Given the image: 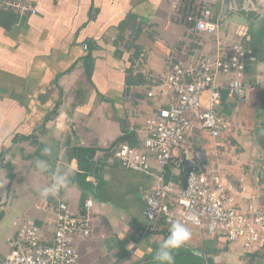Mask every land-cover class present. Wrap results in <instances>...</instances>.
I'll use <instances>...</instances> for the list:
<instances>
[{
  "label": "crops",
  "instance_id": "1",
  "mask_svg": "<svg viewBox=\"0 0 264 264\" xmlns=\"http://www.w3.org/2000/svg\"><path fill=\"white\" fill-rule=\"evenodd\" d=\"M204 2L225 41L252 50L244 77L253 82L264 71L259 2L221 21L223 0H0V261L14 221H32L50 240L57 202L81 211L92 198L91 233L74 241L79 263L157 264L155 252L168 233L147 228L143 198L155 181V156L148 154L151 172L143 173L112 153L123 142L145 149L147 120L174 98L160 86L167 65L214 56V38L187 20ZM217 109L236 131L214 139L195 122L176 154L197 146L207 164L217 157L238 203L252 199L263 207L264 86L249 91L248 103L223 92ZM37 159L48 161L47 173L35 168ZM60 172L69 186L42 199L39 189ZM167 180L180 183L170 170ZM190 230V241L174 252L177 262L239 264L242 257L264 264L263 252L246 254L222 235Z\"/></svg>",
  "mask_w": 264,
  "mask_h": 264
},
{
  "label": "built area",
  "instance_id": "2",
  "mask_svg": "<svg viewBox=\"0 0 264 264\" xmlns=\"http://www.w3.org/2000/svg\"><path fill=\"white\" fill-rule=\"evenodd\" d=\"M201 9L198 15L189 14L187 20L196 31L214 38V56L195 63L167 65L160 86L174 98L147 120L145 149L123 142L112 155L123 166L143 173L151 172L148 154L155 156V181L143 197L148 229L169 233L170 221L180 220L191 229L211 236L222 235L225 241L240 244L246 254L264 253V206H256L252 199L243 205L238 203L232 189L227 187L226 171L217 157L203 171L190 172L186 187L181 186L183 157L176 151L192 132L195 122L214 139L232 135L236 124L217 109L223 92L237 103H248L249 91L254 86H264V71L253 82L244 77L246 62L255 60L252 50L237 41H225L211 7L204 2ZM219 75L226 79L219 82ZM169 170L180 178L176 187L167 180ZM192 214L198 223L189 219ZM51 215L50 240L32 221H14L10 250L0 264H80L74 241L76 237L86 239L91 233L92 198L83 201L81 211L58 201Z\"/></svg>",
  "mask_w": 264,
  "mask_h": 264
},
{
  "label": "clouds",
  "instance_id": "3",
  "mask_svg": "<svg viewBox=\"0 0 264 264\" xmlns=\"http://www.w3.org/2000/svg\"><path fill=\"white\" fill-rule=\"evenodd\" d=\"M51 151L50 147H44L42 150L44 154H50ZM35 168L41 173H47L50 165L47 160L37 159L35 161ZM69 182L67 173H54L52 182L39 189V196L45 200L50 196H55L62 189H66L69 186ZM189 219L194 223L199 222L195 214L190 215ZM191 237L192 232L184 222L171 220L169 233L156 250L154 260L157 264H174V252L185 246Z\"/></svg>",
  "mask_w": 264,
  "mask_h": 264
},
{
  "label": "water",
  "instance_id": "4",
  "mask_svg": "<svg viewBox=\"0 0 264 264\" xmlns=\"http://www.w3.org/2000/svg\"><path fill=\"white\" fill-rule=\"evenodd\" d=\"M259 4L256 11L264 14V0H223L220 20L223 21L228 13H238V10L249 9L250 6ZM207 165V158L200 147H193L190 152L183 153V167L181 172V186L187 185V177L192 171H203ZM186 260V259H185ZM146 264V263H145ZM148 264V263H147ZM155 264V263H150ZM202 264V263H199ZM257 264H263L258 262Z\"/></svg>",
  "mask_w": 264,
  "mask_h": 264
},
{
  "label": "rangeland",
  "instance_id": "5",
  "mask_svg": "<svg viewBox=\"0 0 264 264\" xmlns=\"http://www.w3.org/2000/svg\"><path fill=\"white\" fill-rule=\"evenodd\" d=\"M0 236H1V231H0ZM189 254H192V251H188ZM187 254V252H186ZM189 256V255H187ZM206 259V257H204ZM239 258V264H251V262H248L246 259H242V257H238ZM176 261V262H175ZM200 261L198 260V263L199 264ZM174 264H196L195 262V259L194 258H188L184 261H181V262H177V260H174Z\"/></svg>",
  "mask_w": 264,
  "mask_h": 264
},
{
  "label": "trees",
  "instance_id": "6",
  "mask_svg": "<svg viewBox=\"0 0 264 264\" xmlns=\"http://www.w3.org/2000/svg\"><path fill=\"white\" fill-rule=\"evenodd\" d=\"M199 13H196L195 15H198ZM154 232H156V231H154ZM157 232H164V231H157Z\"/></svg>",
  "mask_w": 264,
  "mask_h": 264
}]
</instances>
